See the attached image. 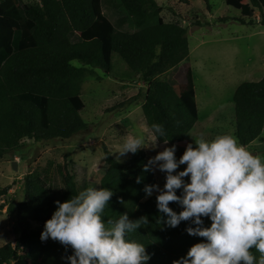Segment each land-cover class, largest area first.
Listing matches in <instances>:
<instances>
[{"label": "trees", "instance_id": "obj_1", "mask_svg": "<svg viewBox=\"0 0 264 264\" xmlns=\"http://www.w3.org/2000/svg\"><path fill=\"white\" fill-rule=\"evenodd\" d=\"M231 5L245 16L238 18L243 24L250 23L255 9H260L264 27V0H232ZM163 9L157 0H11L0 14V158L26 139H70L86 129L81 115L86 106L84 79L92 68L107 71V58L113 54L120 55L131 75L148 83L142 109L149 126L162 124L169 143L185 140L199 122L195 89L178 92L190 72V65H181L190 56L188 28L179 21H166ZM165 73L168 78H161ZM233 102L235 134L240 143L250 146L264 133V77L240 83ZM158 139L164 142L163 137ZM103 148L107 169L99 187L114 191L105 219L124 212L133 220L148 217L149 223L131 234L151 254L147 264H173L204 239L187 233L190 221L168 227L157 208V194L147 198L145 186L156 184V175L143 170L149 159L144 149L121 162L106 145ZM64 166L61 189L52 185L48 170L26 174L24 199L17 205L12 200L1 202L11 187L0 185V211L7 207L19 233L15 245L0 246V264H11L20 254L22 264H69L65 258L73 253L70 246L51 238L41 240L45 222L57 207L55 201L80 192L69 163ZM137 177H142L140 183ZM170 207L178 212L179 204L170 202ZM32 210L42 213L39 228L28 217ZM210 225L204 217V226Z\"/></svg>", "mask_w": 264, "mask_h": 264}, {"label": "rangeland", "instance_id": "obj_2", "mask_svg": "<svg viewBox=\"0 0 264 264\" xmlns=\"http://www.w3.org/2000/svg\"><path fill=\"white\" fill-rule=\"evenodd\" d=\"M26 1L39 3L41 0ZM231 1L209 0L208 5L206 0H157L164 7L162 15L166 21H179L188 28L191 54L181 65H191L192 68L189 67L187 80L178 86V92L182 93L195 85L199 122L179 143L165 144L158 139V148H142L149 158L175 144L179 159L186 145L194 143V138L210 140L223 133L236 136L233 92L244 81H258L264 77V27L260 23L263 17L260 9H255L250 23L243 24L238 18L245 16L240 9L231 5ZM10 4L11 0H0V14ZM107 61V71L92 68V73L84 79L82 95L86 106L81 115L87 123L86 129L70 139L53 138L38 142L26 139L15 150L0 158V185L11 187L8 196L1 202L12 200L17 205L23 200L24 178L32 172L48 170L52 185L65 188L66 162L75 174L77 189L82 191L89 186L99 187L107 169L103 145L117 159L119 153L115 151L126 135H135L141 129L151 131L142 109L148 83L140 76L131 75L120 55L113 54ZM74 64L83 66L79 61H74ZM168 76L169 73H165L161 78ZM132 98L133 102H127ZM120 104L124 106L118 107ZM247 147L255 154L264 156V133ZM129 157L130 153H127L117 160L126 162ZM14 161H17V169ZM185 166L180 165L177 171ZM155 175L156 184L163 187L166 173L157 169ZM156 194L154 191L153 195ZM181 210L179 205L178 212ZM27 214L34 227L39 228L41 211L32 210ZM14 226L15 219L5 207L0 211V246L7 242L15 245L19 233ZM22 262L20 254L11 264Z\"/></svg>", "mask_w": 264, "mask_h": 264}, {"label": "clouds", "instance_id": "obj_3", "mask_svg": "<svg viewBox=\"0 0 264 264\" xmlns=\"http://www.w3.org/2000/svg\"><path fill=\"white\" fill-rule=\"evenodd\" d=\"M165 135L160 123H154L150 132L141 129L126 135L115 151L117 159L142 148H158L160 137L167 144ZM176 151L175 144L165 147L143 166L145 172L166 173L163 187L149 184L144 189L149 197L158 193L157 208L166 216L164 223L174 228L190 221L187 233L204 238L173 264H264V156L231 133L210 140L194 138L179 159ZM180 165L186 167L177 171ZM141 180L137 177V183ZM113 195L111 188L89 186L63 202L56 200L41 240L51 238L70 246L73 253L65 258L69 264H147L151 254L131 234L147 225L148 217L133 220L124 212L105 219ZM120 202L125 203L123 198ZM170 202H177L182 210L177 212ZM204 217L211 220L210 226H204Z\"/></svg>", "mask_w": 264, "mask_h": 264}, {"label": "crops", "instance_id": "obj_4", "mask_svg": "<svg viewBox=\"0 0 264 264\" xmlns=\"http://www.w3.org/2000/svg\"><path fill=\"white\" fill-rule=\"evenodd\" d=\"M190 52H191V49H190ZM191 54V53H190ZM190 67H191V65H190ZM192 68V67H191ZM192 71V70H191ZM191 74L193 75V72H191ZM193 79H194V77H193ZM186 80H187V78H186ZM189 88H194L195 89V91H196V87H195V85L193 84L192 86H190ZM189 88H187V89H189ZM234 93V92H233ZM196 97H197V92H196ZM197 100H198V97H197Z\"/></svg>", "mask_w": 264, "mask_h": 264}, {"label": "water", "instance_id": "obj_5", "mask_svg": "<svg viewBox=\"0 0 264 264\" xmlns=\"http://www.w3.org/2000/svg\"><path fill=\"white\" fill-rule=\"evenodd\" d=\"M13 165H14L15 168L17 169V167H18L17 161H14Z\"/></svg>", "mask_w": 264, "mask_h": 264}]
</instances>
